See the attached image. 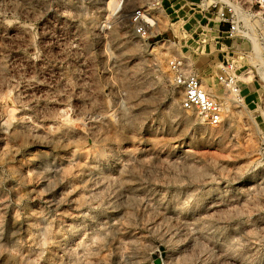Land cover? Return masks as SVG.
I'll use <instances>...</instances> for the list:
<instances>
[{
	"label": "rangeland",
	"instance_id": "374dc122",
	"mask_svg": "<svg viewBox=\"0 0 264 264\" xmlns=\"http://www.w3.org/2000/svg\"><path fill=\"white\" fill-rule=\"evenodd\" d=\"M159 1L0 0V264H264V0ZM175 58L220 123L182 107Z\"/></svg>",
	"mask_w": 264,
	"mask_h": 264
},
{
	"label": "built area",
	"instance_id": "2783aa9c",
	"mask_svg": "<svg viewBox=\"0 0 264 264\" xmlns=\"http://www.w3.org/2000/svg\"><path fill=\"white\" fill-rule=\"evenodd\" d=\"M233 10L234 9L228 4L227 9L222 8L218 12L217 16L219 20L224 23H228L226 28L220 30V37L218 39L225 38L234 40V38L239 35L240 24L237 20H235V13ZM146 11L147 10H145V12ZM143 19L142 11L137 10L133 15V22L136 25V30L144 37L149 38V29L141 23ZM227 48L228 47L224 50L226 53V55H224L226 60L221 62V71L218 75V80L225 88L233 87L235 92L240 93V88L236 80L234 64L229 62L227 58L229 54ZM169 65L173 73V82L182 90L183 93L181 100L182 107L189 110H195L198 116L206 123H220L223 114L222 103L206 91L199 75L194 71L189 70L187 65L180 59H171Z\"/></svg>",
	"mask_w": 264,
	"mask_h": 264
},
{
	"label": "bare ground",
	"instance_id": "6f19581e",
	"mask_svg": "<svg viewBox=\"0 0 264 264\" xmlns=\"http://www.w3.org/2000/svg\"><path fill=\"white\" fill-rule=\"evenodd\" d=\"M223 1H225V2H229L228 0H223ZM160 2V1H159ZM161 4V3H160ZM231 6H232V8L238 13V7L236 6V5H234L233 3L232 4H230ZM143 20L141 21V23L144 25V26H146L147 28L149 27L148 25H152L153 26V24H152V21L154 20V18L150 15V13L148 12V11H146L145 13H143ZM147 22H148V24H147ZM150 33H154L153 31H150ZM240 33H242L243 35H244V37H245V31H242V30H240ZM248 33V32H247ZM254 34V33H253ZM251 35L250 36V39L252 40V42H253V46H254V50L256 51V52H258V49H259V47H260V43L256 40V38H254V35ZM236 37H239L238 35L236 36ZM235 37V38H236ZM259 43V44H258ZM149 48H151L152 46L150 45V46H148ZM155 47H153V49H154ZM240 77H244V75H239ZM232 86V85H231ZM205 89H206V87H205ZM227 89V91H229V93L231 94V95H233L234 96V100H237V101H239L240 99L239 98H241V92L239 93V92H235L234 91V89H233V87L232 88H230V87H227L226 88ZM206 91L209 93V91L206 89ZM210 94V93H209ZM211 95V94H210ZM230 104H231V102H228L227 103V105H226V109H229L230 108Z\"/></svg>",
	"mask_w": 264,
	"mask_h": 264
},
{
	"label": "crops",
	"instance_id": "0c3cea01",
	"mask_svg": "<svg viewBox=\"0 0 264 264\" xmlns=\"http://www.w3.org/2000/svg\"><path fill=\"white\" fill-rule=\"evenodd\" d=\"M182 0H160V3L162 4V6L164 7V11L166 10L167 11V14L169 16H171L173 13H179V10H178V4L181 2ZM171 18V17H170ZM228 26V25H227ZM227 26H224V25H218V30L220 32V30L226 28ZM174 31V30H173ZM218 32V35L216 36L217 38L220 37V33ZM238 37L234 38V40H231V39H219V45L221 46V49L222 51H224L226 47H229V44L234 42V44L236 43V39Z\"/></svg>",
	"mask_w": 264,
	"mask_h": 264
},
{
	"label": "water",
	"instance_id": "95a60500",
	"mask_svg": "<svg viewBox=\"0 0 264 264\" xmlns=\"http://www.w3.org/2000/svg\"><path fill=\"white\" fill-rule=\"evenodd\" d=\"M155 262H156V264H160L161 263L160 259H157Z\"/></svg>",
	"mask_w": 264,
	"mask_h": 264
}]
</instances>
